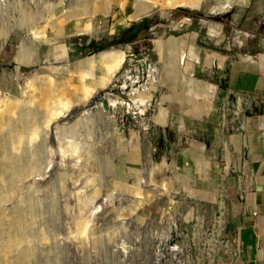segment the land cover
Segmentation results:
<instances>
[{"label":"rangeland","instance_id":"374dc122","mask_svg":"<svg viewBox=\"0 0 264 264\" xmlns=\"http://www.w3.org/2000/svg\"><path fill=\"white\" fill-rule=\"evenodd\" d=\"M86 1L0 0V106L37 99L41 85L48 107L61 105L0 137V162L23 166L15 179L0 170L2 263L29 249L27 264H237L234 234L214 219L223 188L230 215L248 178L232 167L248 162L244 125L264 118V95L231 85L239 59L264 49V0H194L138 19L134 0H112L109 15L49 24ZM112 48L121 66L78 101L96 82L70 66Z\"/></svg>","mask_w":264,"mask_h":264},{"label":"bare ground","instance_id":"6f19581e","mask_svg":"<svg viewBox=\"0 0 264 264\" xmlns=\"http://www.w3.org/2000/svg\"><path fill=\"white\" fill-rule=\"evenodd\" d=\"M113 4L114 3L112 0H87L85 3H83L80 6L81 9H76L75 12H70L66 17H64V20L63 19L62 20L55 19L52 22H50L49 24L54 29L59 28L60 26L63 25V23L69 21V19H71L72 17L80 18V19L87 17V20L89 22L92 20V18L96 14L102 13L104 15H109L112 12ZM171 5L191 9L194 6V0H134V2H133L134 10H133V14L130 16V18L131 19H138V18H140L144 15H148V14H150V13L154 12L155 10H158L162 7L171 6ZM45 33L46 32L43 28H42V30L37 31V34H39L40 36L44 35ZM166 49H167V51H169V53L171 55L174 56L172 58L171 64L176 69V71L179 73L180 72L179 71L180 70V65H179L180 61L178 63L174 62V59L176 58V53H174L173 49L170 46H168ZM124 59H125L124 52L112 48V49L100 52L97 56H95V55L90 56V57L84 58L81 61L74 62L70 66V71H72L73 73L79 74V76L89 77L91 80H95V82H96L93 87H88L86 85L82 86L78 91L79 94L76 93L77 94L76 97L78 98L77 100L79 101L82 98L87 99L91 95L95 94L98 88H102L103 86L105 87L109 83V78H110L111 74L121 66ZM21 60H22V58H21ZM99 63H101L100 66L101 65L103 66V70H100V75H98L96 72L97 71L96 66ZM171 69H172V67H171ZM172 70H174V69H172ZM174 73H175V71H174ZM180 76L181 75H179L178 77H180ZM76 86L74 85V87H76ZM77 87H79V86H77ZM37 90H38V93H37L38 96L36 97L37 99L33 100V98H28L27 100L24 101L25 104L10 105L8 103H4L2 106H0V137H3L4 135H7V134L10 135V132L14 133V131H17L16 126H14V124L12 123L16 120L20 121L18 123V125L20 126L21 131H26V130L30 131L32 129L31 118L33 116L34 117L38 116L41 118V120L43 118L42 122H44V123H45V121H47L48 117H50V119L51 118H57V116L59 115L58 109H60L59 107H61V105L59 107H48V104L50 103V101L46 100V96L48 94V92L46 90V86L41 85L37 88ZM56 103H58V102H56ZM64 106H65V104H64ZM60 112H61V110H60ZM6 125H7V127H6ZM25 133H27V132H25ZM9 135H8V137H9ZM15 136L17 137L16 139L18 141L22 140L21 138H23V137H21V135H20L21 138L18 137L19 135H15ZM18 138H20V140ZM14 139H15V137H14ZM18 141H16V142L18 143ZM3 142H4V140H3ZM3 142H2V144H3ZM11 142L13 143L14 141L11 140ZM16 144H15V146H16ZM1 147H2V145L0 146V148ZM3 148H6V147H3ZM6 152H5V154H6ZM8 153H9V151H8ZM3 156H5V155H3ZM0 167H1L0 170H2V171H6L7 169L10 170L13 173V175H11L12 179H15V177H17L18 175H22L21 171L23 170L22 169L23 166L22 167H19V165L16 166L14 164L13 160H11V161L9 160L8 165H7L6 160H5V162H0ZM232 167H233V169L240 168L243 171V173H246V172L248 173V167H246L244 160L242 163H240V165L238 167L234 168V164ZM19 170H21V171H19ZM226 170H230V169H228L226 167ZM25 171H26V169H25ZM8 176H10V175H8ZM241 181L242 180L240 177L239 182L241 183ZM219 208H220V211L222 212V214L225 213L226 207H225V205H223L222 202L219 203ZM223 224H224V218L222 215H220L219 217L214 219V225L216 226L217 229H218V227H223ZM18 230H20V229H18ZM219 232H220V230H219ZM14 243H16V242H14ZM227 247H228V249L231 248L230 245H228ZM6 248H7V246H4L0 243V264L5 260V256L3 254L4 252L2 253V251L3 250L5 251ZM31 252L32 251H30L29 249H22V251L20 252V254L17 257V264H27L30 256L32 255ZM13 264H15V263H13Z\"/></svg>","mask_w":264,"mask_h":264},{"label":"crops","instance_id":"0c3cea01","mask_svg":"<svg viewBox=\"0 0 264 264\" xmlns=\"http://www.w3.org/2000/svg\"><path fill=\"white\" fill-rule=\"evenodd\" d=\"M239 59L231 85L243 91H250L264 95V49L247 51ZM248 129L244 132V141L248 162L242 157L240 163L245 162L253 174V202L256 215L252 210H243L242 199L236 201L229 215L228 228L234 234L239 251L237 264H264V118L262 123L253 127L246 121ZM239 150V148H238ZM248 168V169H249ZM236 193V192H235ZM251 196L246 194V204L251 203Z\"/></svg>","mask_w":264,"mask_h":264},{"label":"built area","instance_id":"2783aa9c","mask_svg":"<svg viewBox=\"0 0 264 264\" xmlns=\"http://www.w3.org/2000/svg\"><path fill=\"white\" fill-rule=\"evenodd\" d=\"M247 167L249 168V166L247 165ZM248 178H243L241 176H238V185H237V192H236V201L237 200H241L242 199V203H243V210H248V208H250L252 210V214L255 216L256 215V210L254 208V202H253V197H252V194H253V188H254V185H253V174H252V171L250 170V168L248 169ZM241 177V183L239 182V178ZM226 189L223 188V195L220 196V200H219V203L222 202L223 205H225L226 207V211L225 213L222 214V212L220 211V208L218 206V211H217V214L215 215V217H219L220 215L223 216L224 218V224H223V229H222V232L224 231V229L228 226V222H229V213H228V208L225 204V200L224 198L225 197V192ZM248 194L251 196V203L250 204H246V201H245V195ZM249 206V207H248ZM248 207V208H247ZM214 227V225H213Z\"/></svg>","mask_w":264,"mask_h":264},{"label":"trees","instance_id":"16d2710c","mask_svg":"<svg viewBox=\"0 0 264 264\" xmlns=\"http://www.w3.org/2000/svg\"><path fill=\"white\" fill-rule=\"evenodd\" d=\"M146 27H147L146 21H141L140 23L131 26L125 32V34H127L126 37H125L126 42H132L137 37V35L139 34V32L142 29L146 28Z\"/></svg>","mask_w":264,"mask_h":264}]
</instances>
